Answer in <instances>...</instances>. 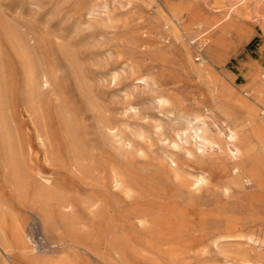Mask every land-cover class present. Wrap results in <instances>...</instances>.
<instances>
[{"label":"rangeland","instance_id":"rangeland-1","mask_svg":"<svg viewBox=\"0 0 264 264\" xmlns=\"http://www.w3.org/2000/svg\"><path fill=\"white\" fill-rule=\"evenodd\" d=\"M181 1L106 0L107 11H94L99 0H0V107L5 105L0 110L6 115L0 111V130L9 120L14 139L6 143L24 165L27 195L36 184L49 182L73 204L79 224L70 234L79 244L66 246L63 254L77 263L223 264L239 249L254 259L264 257V174L255 184L228 186L222 168L236 163L230 150L222 164L205 161L183 132L181 116L199 109L196 98L205 103L207 98L201 79L183 69L188 40L170 32L160 15L170 17L172 5ZM191 1L208 20L227 27L216 40L224 50L216 73L244 83L255 65L264 72V0ZM209 37L190 44L195 65L203 48L198 43ZM43 75L49 85L41 89ZM141 75L149 82L136 85L132 79ZM240 89L236 96L250 101ZM160 94L172 97V107L156 103ZM94 106L102 107L111 128L131 143L128 147L103 140L102 115ZM68 108L81 142L80 158L69 151L58 118L59 109ZM232 115L241 117L239 111ZM223 118L216 112L209 120ZM3 130L0 198L22 212L30 247L37 253L50 250L40 220L27 209L20 211L7 187ZM44 141L49 149L42 147ZM171 160L178 161L175 167ZM4 219L8 231L12 221ZM0 264L27 262L16 249L10 256L0 249Z\"/></svg>","mask_w":264,"mask_h":264},{"label":"bare ground","instance_id":"bare-ground-1","mask_svg":"<svg viewBox=\"0 0 264 264\" xmlns=\"http://www.w3.org/2000/svg\"><path fill=\"white\" fill-rule=\"evenodd\" d=\"M108 8L109 5L106 0H99V5L95 8L94 11H99V9L107 11ZM168 14L170 17H165L163 13L160 14L161 17L164 19V26H167L169 31L172 32L177 38H180L183 35L185 37V40H188L187 43L183 41L185 43L183 54L187 61V65L186 67H183V69L187 73L195 74L196 78L198 77L199 79H201V84L204 87V92L207 98V103L201 102L197 98L195 100L193 99L194 103H201L202 105L197 111L185 113L183 116H181L186 122V128L183 130V132L185 131V137L193 140V142L197 145V149L199 152L198 154L204 157L205 161L211 163L222 164L223 158H225L223 157V154L226 152L227 149L230 150V152L232 153L231 158L234 159L236 163L231 166L228 164V167L225 166L222 168V173L228 186L235 188H243L246 184H255L258 180L262 178L264 174V72H260L259 67L255 65L253 70H250L251 72L248 73V75L245 77L244 83H238L236 81L237 79H228L225 74L219 75L218 73H216V70L218 67L221 66L223 61L220 54L222 47H217L216 40L218 38L223 37V35L227 32V27L220 26L219 23L216 21L211 22L210 20H208L206 17H204L203 13H201L198 7L191 0H182L179 3L172 5L170 10L168 11ZM194 33L197 34L193 35ZM207 33L210 34V37L207 39H203L198 43V46H202L204 48L203 53L207 55V61L203 57V54H201V51L203 49L201 48L198 49V52H200V54L202 55L201 62L200 64L195 65L193 63L194 58L192 56V49L190 47V44L192 45L194 43V38L199 39ZM222 52H224V50ZM32 73L34 72L32 71ZM47 75H43L41 77V89L47 88V86L49 85V78ZM148 78L146 76L141 75L133 77L132 80L135 84H142L147 83ZM32 82H34V80ZM240 88H244L241 92L245 95V97L248 96V99L250 101H246L236 96V90H241ZM184 89L186 90V87ZM35 92H37L36 89ZM193 95L194 94H192V96ZM27 100L29 101L30 98ZM98 100L99 99H97V101ZM155 100L156 103L162 108L169 106L172 107L174 103L172 97L170 95L165 94L156 95ZM176 101L181 102V98L177 97ZM32 103L34 104V102ZM4 107H0V109L2 110V108L4 109ZM94 108L98 112L100 118L102 115V119L100 120V128L101 135L104 138L103 140L111 143L117 142L119 143L120 147H128L131 143L127 141L124 137L116 133L113 128H111L109 120H107L103 116L104 111L102 107L94 106ZM176 108H178V106ZM59 110L60 112L58 113L60 117L58 118L60 120V125L63 127L64 136L68 142V149L74 158H80V156L83 154V151L80 147L81 142L78 138V134L75 129V123L69 120V116L72 114V111L69 108L63 110V112H61V109ZM233 111H239L241 113V117H234V115H232ZM216 112L224 116V118L220 120V122H217L215 120H209L210 118L214 117V114ZM3 115H5V113ZM5 116H2L3 119L5 118ZM34 117L36 121L39 118L37 115H35ZM0 120L1 123H4L2 122L3 120L1 119V117ZM5 120L6 118L4 119V121ZM8 123L9 120L5 123L4 128L2 127L1 129H5L3 130L4 132L2 131V133L4 134V136L7 135L8 140L10 139L9 141L6 139V137H3L5 138V141L2 139V143L5 142V151H9L8 156L6 154L8 151L5 153L3 151L2 153L3 155L6 154L2 160L3 168L6 175L7 187L11 192L13 200L18 204L20 211H23V209H27L29 213H34L40 220L43 229L42 231L50 238V243H48L50 246V250L48 249L42 251L41 253H37L38 251L36 252L33 248L30 247L26 238V232L24 229L25 218L22 216V212H15L13 209L14 205L12 207L9 203H4L0 198L1 251L4 253V255L10 256L12 251L16 249L19 252V255L24 258V260H26L27 264H80L74 261L73 258L71 260L70 258L66 257L67 254H63V249L66 246H76L77 244H79L77 242L78 239L75 238L76 235L70 234L74 230L75 224L78 223L76 222V213L74 214L73 204L66 199L65 192L62 189H60L59 187L51 186L49 182L40 183V185L36 184L37 186H35L32 190V195H27L25 187H23L22 185L23 178L21 174L23 173L24 167L22 168V166L24 165H22L23 163H21V166L19 160H17L18 158L15 157V155L12 156L13 154H10V151H13V149H9L10 143H6L14 139L12 136V139L9 136L12 133V128L8 129L9 127H7L8 125H6ZM40 128L43 129L42 126H40ZM5 131H8V134H5ZM2 133L1 137L3 136ZM40 133L41 135L44 134V132L43 134L42 132ZM175 134L178 139H181V136L178 132H175ZM12 144L14 145L15 143ZM51 146L52 145H50V147ZM42 147H49H47L46 141L42 142ZM6 148L8 149L6 150ZM174 160H171V164H173L175 167L178 161L176 160L177 162H175ZM246 164H250L251 167L249 168V170H245ZM117 172L119 173V171ZM202 181L205 180H203L202 178ZM5 217H9L12 221L11 227L8 231L5 230V226L3 227V220H5ZM62 228L63 230H61ZM91 239H98V236H93L91 237ZM214 245L215 248L218 247L217 242H215ZM223 264H264V257L254 259L243 249H239L236 251L234 258L228 259L227 256H225V262Z\"/></svg>","mask_w":264,"mask_h":264},{"label":"built area","instance_id":"built-area-1","mask_svg":"<svg viewBox=\"0 0 264 264\" xmlns=\"http://www.w3.org/2000/svg\"><path fill=\"white\" fill-rule=\"evenodd\" d=\"M201 58H202V55H201V54H198L197 59H198V60H201ZM33 241H34V240H33Z\"/></svg>","mask_w":264,"mask_h":264},{"label":"crops","instance_id":"crops-1","mask_svg":"<svg viewBox=\"0 0 264 264\" xmlns=\"http://www.w3.org/2000/svg\"><path fill=\"white\" fill-rule=\"evenodd\" d=\"M252 57H254V58H255V57H256V55H253Z\"/></svg>","mask_w":264,"mask_h":264}]
</instances>
